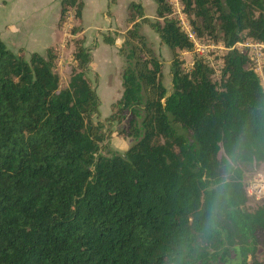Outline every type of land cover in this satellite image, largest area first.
Segmentation results:
<instances>
[{"label":"trees","instance_id":"1","mask_svg":"<svg viewBox=\"0 0 264 264\" xmlns=\"http://www.w3.org/2000/svg\"><path fill=\"white\" fill-rule=\"evenodd\" d=\"M154 1V20L140 4L128 7L131 27L118 32L122 96L104 122L94 123L101 100L80 25L69 27L73 68L64 89L55 48L26 60L0 38V264H227L234 252L241 264H264L256 259L264 205L249 210L245 187L264 164L260 78L236 50L225 54L219 81L200 57L186 71L182 54L195 44L172 5ZM181 5L200 41L231 48L246 35L264 43V0ZM83 7L62 0L59 26L81 23ZM143 25L171 51L170 91ZM115 124L134 142L123 154L103 145ZM237 148L228 197L210 221L208 189Z\"/></svg>","mask_w":264,"mask_h":264},{"label":"rangeland","instance_id":"2","mask_svg":"<svg viewBox=\"0 0 264 264\" xmlns=\"http://www.w3.org/2000/svg\"><path fill=\"white\" fill-rule=\"evenodd\" d=\"M60 1L62 0H0V38L9 50L26 60H29L32 52H38L44 55L47 48H55L59 57L56 72L61 79V88L64 89L67 88L69 84L70 74L73 68V43H71L73 37L69 32V27L80 25L82 27V32L78 37H84L86 46L92 50L93 62L90 65L91 71L89 77L93 86L97 89L101 104H104V107L100 110V116L94 119V123H98L99 121L104 122L110 116L109 111L120 93L121 77L116 74V70H118L119 67L122 68L123 65V60L118 55V48L113 45H106L104 37L112 36L116 38V42L118 41L119 46L123 42L122 38H119L120 35L118 32L123 33L127 31L128 27H131L127 24V19L123 18L125 16L123 8L127 0H120L115 7V12H113L111 7H106L105 1L99 2V5L96 2H92L93 10L88 14L86 13L81 23L70 18L64 27H58L59 29H57ZM98 6L101 8H98ZM173 17L179 19V21L183 18L184 22L182 25L180 21L181 25L187 33H192L183 10L181 13L180 8L173 7ZM150 19L154 20L155 17ZM141 32L147 38L148 43L164 65V84L170 91L171 51L161 44L158 36L148 26L143 25L141 27ZM202 41L206 42L208 40L204 39ZM210 41L214 42L212 40ZM218 43H221V41ZM195 56L199 57L195 51L193 53L182 54V60L184 61V68L186 71L190 69V65L193 63V58ZM107 58L112 62H110L108 66H101L99 62H104L103 59ZM218 61L217 57L216 62ZM219 74L218 72V74L215 73L213 76L215 81H219ZM110 77H112L111 81H109ZM110 83H112L111 94L113 93L114 96L112 100H109L110 94L107 95L106 92ZM109 103H112L111 107ZM110 129L111 135H109L107 141L103 144L108 145L109 150L123 154L134 144L131 139H125L118 135L120 129L118 125L115 124L110 127ZM103 153H106V151ZM254 178L258 180L260 178L264 179V164L254 167L247 174L245 187H247L248 181ZM249 199V210H254L260 205L256 202L254 197L249 196ZM256 259L259 262H264V248H258ZM241 262V254L234 252L227 264H241ZM248 262L252 263V259L250 258Z\"/></svg>","mask_w":264,"mask_h":264},{"label":"built area","instance_id":"3","mask_svg":"<svg viewBox=\"0 0 264 264\" xmlns=\"http://www.w3.org/2000/svg\"><path fill=\"white\" fill-rule=\"evenodd\" d=\"M168 2L172 7L180 8L182 13L183 7L181 5V0H170ZM180 21L183 25L184 19L182 18ZM189 36L195 44V53L200 58H203L216 74H218L219 70L222 68L223 58L229 51L236 50L247 55L249 58V66L259 76L264 89V43L255 41L246 37V35H243L241 40H239L233 47L227 48L222 42L217 44L211 41H200L193 33H190ZM217 57L219 60L218 62H216ZM191 66L192 64L190 67ZM259 180L257 178L249 180L246 192L249 196L254 197L256 202L264 205V179L260 178Z\"/></svg>","mask_w":264,"mask_h":264},{"label":"crops","instance_id":"4","mask_svg":"<svg viewBox=\"0 0 264 264\" xmlns=\"http://www.w3.org/2000/svg\"><path fill=\"white\" fill-rule=\"evenodd\" d=\"M79 1H81V2H83V4H84V7H83V12H82V19H83V17H85V15H86V13L88 14L91 10H93V7H92V2H96L98 5H99V2H103V1H105V3H106V7H111L112 8V10H113V12H115L116 11V9H115V7L118 5V3H119V1L120 0H117V3L115 4V5H110V0H79ZM131 3H136V4H140L142 7H143V10H144V15H145V17L146 18H148V19H150V18H153V17H156V10H157V5H156V3H155V1L154 0H127V2H125V6H124V8H123V12H124V17L123 18H126L127 19V17H128V7H129V5L131 4ZM100 6H102V5H100ZM98 8H101V7H99L98 6ZM60 11H61V1H60V5H59V8H58V23H57V29H59L58 27H60L59 26V20H60V16H59V13H60ZM151 14V15H150ZM148 15V16H147ZM127 21V20H126ZM81 22H82V20H81ZM130 27H128V29H129ZM127 29V30H128ZM126 32V31H125ZM124 33V32H123ZM119 38H122V37H119ZM123 40V39H122ZM123 43V42H122ZM121 43V44H122ZM107 45V44H106ZM114 46H116L117 48H120V46L118 45V41L116 42L115 41V45ZM51 47H49V48H47L45 51H47L48 49H50ZM33 53H38V52H32L31 53V55L33 54ZM46 53V52H45ZM40 54V53H39ZM101 60V59H100ZM103 61L104 62H99L100 63V65L101 66H104V65H106V66H108L109 64H110V62H112V61H110V60H108V58L107 59H103ZM118 61H119V59H118ZM123 66V65H122ZM121 71H122V68H118V70H116V74L119 76L120 75V77H121ZM111 78L112 77H110L109 78V81H111ZM102 80V79H101ZM111 91H112V83H110V86H108L107 87V89H106V92H107V95H109L110 94V97H109V100H112L113 98H114V96H113V93L111 94ZM121 96H122V83H121V89H120V93H119V95H118V98H117V100H116V102L118 101V100H120V98H121ZM113 102V101H112ZM115 102V103H116ZM111 104L112 103H109V106L111 107ZM104 107V104H101V106H100V110L102 109ZM99 110V111H100ZM109 111V110H108ZM111 113H112V111L110 110L109 111V115H111Z\"/></svg>","mask_w":264,"mask_h":264},{"label":"clouds","instance_id":"5","mask_svg":"<svg viewBox=\"0 0 264 264\" xmlns=\"http://www.w3.org/2000/svg\"><path fill=\"white\" fill-rule=\"evenodd\" d=\"M238 148L234 149L231 154L225 155L221 163V171L217 181L208 189L209 193V219H214L218 206L221 202L226 201L231 185L233 170L236 166Z\"/></svg>","mask_w":264,"mask_h":264}]
</instances>
